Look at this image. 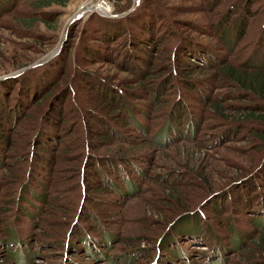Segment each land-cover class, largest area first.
<instances>
[{
  "label": "rangeland",
  "instance_id": "1",
  "mask_svg": "<svg viewBox=\"0 0 264 264\" xmlns=\"http://www.w3.org/2000/svg\"><path fill=\"white\" fill-rule=\"evenodd\" d=\"M49 1H52L49 6H40L38 0H0V98L12 104L30 83L42 87L43 96L30 102L25 117H21L14 127L12 149L6 151H22L23 158H6L9 166L0 169V181H5L6 185L11 183L8 188L3 186L0 205L2 200L12 197L6 217L19 240L9 244L10 249L17 250L11 257L0 249V264H208L210 260L206 258L211 251L215 256L219 251L223 253L219 242L208 245L200 241H179L177 244L182 254L184 252L181 256L175 250L177 246L172 249L164 245V236L185 210H193L197 216L195 234L214 233L220 235V240L227 239L230 243L229 227L233 220L239 232L248 231L249 222L244 218H257L258 215L245 208L239 211L233 194L240 185L236 182L245 176L252 178L261 163L264 136L262 132L260 139L252 135L261 127L252 120L246 129L243 126H240V131L234 129L231 123L234 117L229 114L240 109L245 111L244 107L252 103L238 93L237 85L225 80L216 81L213 85H218V88L210 86L207 92L202 90L208 98L198 100L199 92L183 90V83L177 77H183L186 71L174 68L172 55L175 56L174 47L181 35L186 37V41L196 44L208 43L217 53L226 56L227 62L238 64L247 57L256 61L255 57L264 50L263 37L259 39L264 29L262 0L251 4L249 11L252 16L248 18L243 34L232 38L231 46H234L231 50L226 49L224 40L209 25L217 12L230 8L233 0H149L161 6L165 17L161 25L157 24L163 41L156 50L150 76L156 79L155 83L161 81L164 85L170 75L166 66L171 70L169 86L165 88L168 84L162 85L164 88L155 101L152 100L153 93L127 92V89L137 88L142 78L118 65L119 58L109 62L94 55L87 57L85 52L90 36L82 28L87 22L95 25L96 20L90 21L91 17H122L135 12L148 0H122L121 9L112 0H67L65 4H58L59 0ZM101 2L108 15L98 11L97 6ZM129 25L131 29L134 27ZM121 40L119 38L116 43ZM123 45L121 43L118 50L108 52L117 54ZM56 69L58 73L64 72L48 91L47 82L51 81L52 74L56 80L57 74L53 72ZM205 69H195L190 76L213 72ZM83 71L93 73L100 81L119 91L125 90L134 105L152 106L151 114L145 120L152 130L144 146L124 139L112 141L105 131L100 134L98 122L90 112L84 116L82 107L100 114H104V110L99 108L96 89L94 93L80 75ZM66 86L70 94H67ZM59 92L63 98L66 97L61 142L57 147L40 151L36 148L40 118L44 110H49L51 96ZM177 99L188 107L193 119L190 121L188 115L187 122H181L178 130L182 134L179 137L171 135L170 129L165 132L162 128L168 109ZM213 103L219 108L212 107ZM113 120L117 128L118 125L122 127L123 123ZM151 137L156 138L155 142ZM130 145L139 147L134 153L144 167V174L137 182V194L125 202L108 200L107 191L97 185V180L90 178L99 177L98 170L107 175L110 169L106 164L102 166V158L109 153L131 150ZM40 152L49 154L48 159L54 163L44 161L38 166V161L42 160L38 155ZM35 167L41 168L36 171V178L43 180L46 175L52 178L46 191L48 203L35 201L29 195L26 200L23 196V186L30 180ZM256 183L264 184L260 179ZM13 186L14 193L8 196ZM3 193H6L5 198ZM44 195L43 192L42 201ZM96 195L99 196L97 199ZM239 205L243 207L241 203ZM90 213L102 223L93 228L101 247L92 249L85 242V250L75 251L70 246L80 244V230H84L78 228L86 223L95 225L87 219ZM203 226L205 230L197 232ZM77 236L79 242L75 240ZM257 247L261 245H256L253 237L248 238L243 246L238 244L227 250L219 264H245L249 257L264 261V249L262 253Z\"/></svg>",
  "mask_w": 264,
  "mask_h": 264
},
{
  "label": "trees",
  "instance_id": "2",
  "mask_svg": "<svg viewBox=\"0 0 264 264\" xmlns=\"http://www.w3.org/2000/svg\"><path fill=\"white\" fill-rule=\"evenodd\" d=\"M112 1L115 3L117 8H122V0ZM257 1L260 0H233L232 4H229L230 8L228 10L217 12L215 19L210 22L209 27L215 30L217 34H219V37L224 40L225 44L227 45L226 49L231 50L234 46H231L233 43L232 38H239L243 34L248 18L252 16L249 8L251 4ZM38 2L40 6H49L52 4V1L49 0H38ZM66 2L67 0H59L58 4H65ZM53 3L57 2L53 1ZM262 4L263 6L261 11L264 12V0H262ZM163 11L165 10L163 9ZM94 17H91L92 20H90H96L94 22V26H91L93 22H87L82 25L85 33L89 34L88 36H90V42H88L87 46L88 49L85 52L87 57L94 55L104 61L109 62H114L113 60H115L116 57L119 58L117 61L118 65H120L122 68H125L124 70H128L139 78H142L140 79L141 81L137 88L130 90L127 89V92H133L134 94L153 93L152 100L155 101L163 90V86L166 84L168 85H166L165 88L169 86L171 78V70L167 66V72H170V75H168L165 79L166 81L164 82L166 83H164V85L161 81L155 83L156 79L153 76H150L152 71L151 66L155 64L154 56H156V50L159 49V46L163 41L162 35L157 29V24L161 25V21L165 20V17L161 12V6H159L158 3L155 4L153 1L148 0V2H146L143 6H140L138 9H136L135 12H131L122 17H114L113 19L107 17ZM110 20L114 22H111ZM116 20L122 21L117 22ZM129 24H133L134 27L131 29V25ZM261 37L264 38V29L259 35V39ZM119 38H122V40L119 43H116ZM185 38L186 37L181 35L179 36L178 43L174 47L175 56L172 55V59L174 60V68L186 71L182 74L183 77H177V79L183 83L181 85L183 90H196V92L200 93L198 100L203 101L204 99L208 98L205 97L203 91L206 90L205 92H207L210 86L213 88H218V85H213L216 81L225 80L226 82L237 85V91H239L238 93L242 95L243 98L249 99V101L252 100V103L244 107L245 111L240 109L229 114L230 116L234 117V119L231 120V123L234 125V129L238 128L240 131L242 130V127L240 126H243L244 129H246L249 126L248 123L252 120L254 122H258L261 125V127L256 129L257 131L252 132V135L260 139V133L262 132L264 136V50L261 52L260 56L257 55V57H255V59L257 58L256 61H254V59L252 60L251 57H247L238 64H234L227 62V57H223L221 53H217L215 49H212L208 45V43L196 44L193 41H186ZM263 38L262 40H264ZM91 41H94V43H91ZM121 43L124 45L122 46V49L119 50V53L112 54L111 52H108V50H118L119 48H117V46ZM154 51L155 54H153ZM193 60L199 61L201 63L198 64L192 62ZM176 61H178V64ZM201 68H206L209 70L211 69L213 72L207 75H201L202 77L190 76L195 73V69L200 70ZM49 72L52 74L51 70H48V73ZM53 72L57 74L56 80L53 78L55 74H52L53 76L51 77V81L47 82V84H49L47 85L48 91H50L56 85L60 74H63L64 71L58 73V70L56 69ZM80 75L94 91V93L96 89L100 104L99 108L104 110V114H100L99 112H93L92 110H88L87 108L84 109L82 107L84 116L85 113L90 112L97 120L100 128V134H102L101 132L105 131L106 133L110 134L109 137L112 141L124 139V141H128L134 145L141 144L140 146H144L147 140L146 138L152 130L150 123L145 121L151 114L152 106L146 105L142 107L134 105L132 100L130 101V99L127 97V94L124 92L125 90L120 89L119 91L116 87L100 81L99 78L91 72L83 71L80 72ZM145 82H147V86H145ZM65 89L68 90L67 94H70L67 86ZM41 90L42 87L37 86V83H30L25 86V90H22L21 94H19L20 96H18L15 102L12 104L6 103L3 98H0V169L7 168L9 166V164L6 163V158H11L13 156V158H16L17 160L22 157V151L15 150L11 151V153H6V151H8L9 148L12 149L11 137L14 127L17 125L21 117H25V112L27 111L30 102L38 101L43 97L41 95ZM65 99L66 97L63 98L62 95H60V92L53 94L51 96L49 110H44L41 115V125H39L40 130L36 138V148L38 147L40 151L49 150L50 148L48 147H51V149L53 146L57 147L61 142L62 135L60 134L62 133H60V130H64L62 128V123L65 119L62 115V112ZM171 106L173 109H168L167 115L165 116V119L162 123V128L165 132L170 129L172 132H170L171 135L175 134L178 135L177 137H179L181 136L180 134H182L179 131V125L183 121L187 122L186 120L188 115L190 118L189 120L192 121V113H190L188 111V107L184 103L182 104V102H179L178 99L175 100ZM212 107L219 108L214 103L212 104ZM113 118L118 120V122L123 123L122 127H119L120 125H118L117 128ZM87 129L89 130V126ZM151 139L154 141L156 138L151 137ZM176 140L177 139H175V141ZM129 148H131V150L129 149L126 151H121V153H118L120 151H117L116 153L118 154L109 153V155L102 158L103 162L101 164L102 166H105V164L107 165L106 168L110 169L109 173L105 175L103 172H101V170H98L97 172H99V177L90 178L97 180V185L99 187L101 186L100 188H103V190L107 191V194L109 195L108 200L116 199L120 201L123 200V202H125L127 199H130L137 194L136 190L139 188L137 186V182L144 174V167L142 166V161L135 157V149L139 147L130 145ZM38 155L42 158V160L38 161V166H41L43 164L42 162L44 161L49 162V164H51L50 162L54 163L53 160L48 159L50 157L49 154H43L40 152ZM95 161L96 158L93 160V165L95 164ZM260 161L261 163L253 172L254 176H251L252 178L250 179L249 176L242 177L236 182V185L240 184L239 187L235 191L233 190L235 192L233 196L237 202V209L239 208V211H242L245 208L246 210L250 211L249 213L258 215L257 218H244L249 222L247 227L248 231L243 233H241V231L239 232L235 221L233 220V223H230L229 227L231 232V238L229 240L230 243L227 242V239L220 240V235H214V233L211 235H202L200 233L195 234L194 232L197 229V216L193 210L192 212L190 210H185L178 215L177 219L175 220L176 224L174 227H172L171 231H168V233L165 234L164 245L171 246L172 249L177 246L175 250L180 252L182 256L184 255V252L182 254L181 247L178 246L179 244H177L179 241H200L206 242L208 245L211 242L212 245H216L217 241L219 242L223 253L220 254L219 251L216 253L217 256H215V253L213 254L211 251L210 255L206 258L210 260L208 261V264H219L227 250L231 249V247H237L238 244H242L243 246L247 242L248 238L251 239L252 237L256 245H261L260 248L257 247L256 249L258 251L261 250L263 253L264 184L263 186L259 185L256 183V180L260 179L264 183V153ZM101 167L99 166V168ZM39 170H41V168L39 169L35 167V172L30 174V180L26 181V184L24 183L25 186H23V196L26 200H28L29 195L30 198L35 201L48 203L49 197L46 191L47 187L50 188V182L52 181V178L49 175L44 176L43 180L36 178V171ZM45 179H47V182H45ZM4 182L5 181L2 180L0 181V194H2L1 191L3 186L8 188L9 184H11L9 183L6 185ZM167 189L168 188H166V191H168ZM8 192V196L12 195L14 193V186ZM43 192L45 195L42 201ZM5 194L6 193H3L4 198ZM95 197L97 199L99 196L96 195ZM11 198L2 200V205H0V249L6 252V256L10 255L9 257H11L17 251H14L15 249H10L9 244L18 243L19 241L18 238H15L18 236L15 228L12 227L10 223H8L6 217L10 208ZM216 200L218 201L217 198ZM240 203L243 205V207L239 205ZM237 209L235 210L238 212ZM87 215L89 216L87 219L94 222L95 225L86 223L84 226L85 228H78L84 230H80V244L70 246V248L75 251L82 249L85 250L86 245L91 246L92 249L100 246L101 241L98 237H96L98 234H96L97 232L93 231V228H96V225L100 226L102 223L97 219L95 214L90 213ZM85 221L87 222V220ZM201 229L205 230L204 226L199 228L197 232H200ZM209 233H211V231ZM249 233L250 235H248ZM76 235H78V233H76ZM216 236L218 237L217 239ZM14 238L16 240H14ZM75 240L79 242V236H77ZM85 242L86 245L84 244ZM185 255L187 256L188 254L185 253ZM187 258H190V256ZM256 263L264 264V261L251 259V257H249L245 264Z\"/></svg>",
  "mask_w": 264,
  "mask_h": 264
},
{
  "label": "built area",
  "instance_id": "3",
  "mask_svg": "<svg viewBox=\"0 0 264 264\" xmlns=\"http://www.w3.org/2000/svg\"><path fill=\"white\" fill-rule=\"evenodd\" d=\"M102 4L99 3V5L97 6L98 7V11L103 14V15H108V11H106V9L104 8V3L101 2ZM104 6V7H103Z\"/></svg>",
  "mask_w": 264,
  "mask_h": 264
}]
</instances>
